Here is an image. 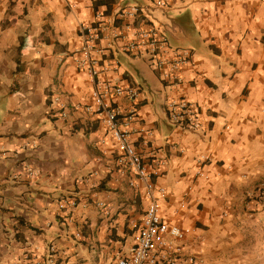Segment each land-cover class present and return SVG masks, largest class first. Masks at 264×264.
<instances>
[{
    "label": "crops",
    "instance_id": "0c3cea01",
    "mask_svg": "<svg viewBox=\"0 0 264 264\" xmlns=\"http://www.w3.org/2000/svg\"><path fill=\"white\" fill-rule=\"evenodd\" d=\"M135 5L148 19L121 18ZM113 23L131 26L126 40L110 38ZM152 25L191 51L180 83L122 50ZM82 26H104L95 56L120 61L102 78L140 88L127 126L133 102H112L131 144L160 170L152 181L168 192L163 217L190 230L178 264H264V0H0V264H111L143 222L148 181L121 162L99 116L75 107L93 105L96 86L76 64ZM181 98L196 106L198 129L169 121L168 101ZM184 198L189 208L174 214Z\"/></svg>",
    "mask_w": 264,
    "mask_h": 264
},
{
    "label": "built area",
    "instance_id": "2783aa9c",
    "mask_svg": "<svg viewBox=\"0 0 264 264\" xmlns=\"http://www.w3.org/2000/svg\"><path fill=\"white\" fill-rule=\"evenodd\" d=\"M172 0H154L158 8H167ZM121 18H143L148 19L146 9L141 5L132 6L129 10H123ZM113 23L111 39L126 40L128 35L125 30L131 28L129 24L124 29H118ZM104 26H82V44L76 51V64L80 69L87 70L96 80V86L93 92V105H76L77 109L99 116L107 125L110 132L117 139L120 149L123 152L121 162L126 164L130 171H134L140 178L147 180L148 207L143 222L137 230L134 238V245L128 255L118 257L111 264H178L183 258L184 248L179 242L187 238L190 230L180 224L172 223L162 215L164 202L168 198V192L165 187L157 186L152 178L160 175V170L155 162H147L137 151L136 147L129 141L126 131L121 128L119 121V111L115 108L112 99L125 96L133 102L129 109L124 125L130 124L137 116V100L140 96V88L125 87L117 85L102 78V74L108 71H117L120 67V61L113 63H102L96 56V46L102 38ZM122 50L125 53L135 56H144L149 64L159 72L164 81L180 83L182 81L181 70L191 59V51L181 49L171 44L169 38L161 34L156 26H148L134 30L132 38L125 42ZM56 114L61 118H67L69 115V106L61 98H53ZM169 121L175 126L198 129V111L196 106L185 98L171 99L167 103ZM204 162L206 157H202ZM31 176L38 173L32 169L28 170ZM202 172H198L200 176ZM133 185H135L133 183ZM264 187V183L261 184ZM75 203V202H74ZM189 208L186 198L179 202L178 208L174 214L180 215ZM51 254L56 252V247L51 246ZM190 264H199L197 258L191 256L188 258ZM53 256L44 264H53Z\"/></svg>",
    "mask_w": 264,
    "mask_h": 264
},
{
    "label": "trees",
    "instance_id": "16d2710c",
    "mask_svg": "<svg viewBox=\"0 0 264 264\" xmlns=\"http://www.w3.org/2000/svg\"><path fill=\"white\" fill-rule=\"evenodd\" d=\"M25 47H26V45H24V41H23L21 48L24 49Z\"/></svg>",
    "mask_w": 264,
    "mask_h": 264
}]
</instances>
